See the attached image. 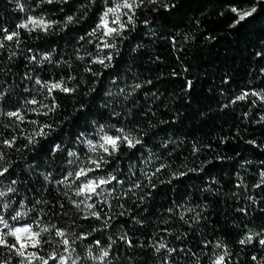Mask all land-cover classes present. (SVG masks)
Returning <instances> with one entry per match:
<instances>
[{"label": "trees", "instance_id": "obj_1", "mask_svg": "<svg viewBox=\"0 0 264 264\" xmlns=\"http://www.w3.org/2000/svg\"><path fill=\"white\" fill-rule=\"evenodd\" d=\"M233 6L257 12L233 27ZM108 7L114 0H0V141L15 140L0 143L9 168L0 176V216L42 241L25 256L0 246V264H42L27 258L32 252L48 264L61 255L67 264H215L220 256L223 264H264V0H143L134 26L103 48L112 39L89 34ZM29 17L55 23L47 32L19 27ZM12 32L18 37L3 39ZM109 54L110 67L92 63ZM60 80L75 91L43 86ZM33 98L40 103H26ZM53 103L54 111L41 106ZM43 124L51 125L47 137L29 144ZM101 126L142 143L111 156L92 152L87 142L98 143ZM100 156L107 163L89 176L121 183L86 201L75 195L85 178L59 183Z\"/></svg>", "mask_w": 264, "mask_h": 264}, {"label": "snow or ice", "instance_id": "obj_2", "mask_svg": "<svg viewBox=\"0 0 264 264\" xmlns=\"http://www.w3.org/2000/svg\"><path fill=\"white\" fill-rule=\"evenodd\" d=\"M49 3L53 2V0H48ZM149 3H156L157 0H148ZM261 2V0H257V3ZM143 3V0H114V7H108L100 17V23L97 24L96 29L93 30L89 35L95 36L96 32L98 30H103L102 35L109 37L112 39V43H109L107 40L103 42V48H115V37L120 36L123 33V30L126 28V25L131 24L134 26L135 21L133 20V15H134V10L135 8H138L141 6ZM127 9L128 11L123 12L122 10ZM230 11L235 14L236 20L234 24L232 25L235 27L237 24H240L242 21H245L247 18L253 16L254 13L257 12V8L255 6H252L250 8H237V7H231ZM121 13L127 17L126 20L121 19ZM112 16V20L109 21V16ZM74 18L72 16H68L66 18V23L70 24L73 23ZM52 23L55 22H48L44 20L43 18H35V17H29L28 20L19 25V27L27 29L28 31H33V30H41L47 32L48 28L51 27ZM29 25L32 27L30 28ZM19 35L18 32H12L10 34H6L3 39L11 41L14 38H17ZM3 41L0 40V47H3ZM99 48L100 45H97ZM34 59V58H33ZM45 60L49 59L48 56L44 57ZM113 57L111 54L107 56H98L97 58H94L92 60V63H99L105 68H108L111 66V61ZM88 71H91V69H87ZM70 79H74V77H70ZM37 84H40L41 81L37 80ZM43 86L48 89L49 94H51L53 91H61L64 93H70L75 91L74 88H69L64 80H60L57 82H52V83H44ZM136 88H139L140 85H136ZM247 95V94H245ZM255 95V93H254ZM55 98L53 97V100ZM238 99H244V96L238 97ZM26 103L30 104H37L40 103L37 101L35 98L32 100L27 101ZM42 107H49L50 110H55L56 105L53 103L50 106H45L41 105ZM35 111V110H34ZM39 114V113H38ZM46 114V113H44ZM8 117H15L19 121H24L25 117L19 112V111H9L6 113ZM32 123H36L33 121ZM51 125L49 124H43L38 131H36L32 136L28 138L29 144L35 143V137L38 136H43L47 137L49 134L45 129H50ZM117 134L116 135H109L108 133L104 132L103 126L98 130V136H99V141L98 143H93L91 140H89L88 146L89 150L92 152H96L98 149L101 150L104 154L111 156L114 155L115 153L119 152L121 145L131 149L135 148L137 145L142 143V138H139L135 135H133L131 132H125L123 128L117 129L116 130ZM0 143H3L7 147H12L15 143V140H4L0 141ZM252 143V142H250ZM56 150H59L60 146L56 145L55 146ZM70 156H75L76 153L69 152ZM4 161V154L0 152V176L5 175L8 171L9 168L5 167L3 165ZM89 165H95V167H80L75 173L69 172L65 179L63 181H60L59 183H66L68 180V177H72L73 175L75 176L76 179H81L82 177L85 178L81 180V183L76 187L75 189V195L77 196H84L85 201L89 200L92 198V196H99L103 191L106 190V186L109 184H112L114 181L116 183H121L120 181L117 180V177L114 175H107L105 176H95V177H90V173H94L97 170L100 169L101 164L107 163V161L104 159L103 156H100L98 159H90L88 161ZM160 168H157L156 171H160ZM152 175H155V172L152 173ZM183 175V173H181ZM149 182H151V176L146 177ZM173 178H178L177 176L174 175ZM47 179V177H46ZM75 181H73L74 183ZM134 187L138 188L140 187L139 184L134 185ZM131 190V189H130ZM8 192L14 191V189L9 188L7 190ZM7 193L4 191H0V197L5 196ZM75 206L77 208L80 207L79 203H76L73 201ZM85 206L88 209H92L95 207L94 204H85ZM8 205L4 204V208H7ZM21 213L17 212L14 216L11 217V219L15 220L17 219L18 216H20ZM91 215L95 217L96 219H100V214L98 212H91ZM105 225H107V221L104 222ZM0 225H3V228H0V246L7 247L9 249L15 250L16 254L20 256H25V250L28 247L32 248H39L42 241L39 239L40 237V232L36 231L34 232L30 227H23V228H11L8 222L4 219L3 216H0ZM3 229H8L7 232H5ZM42 231H48L47 228L42 229ZM56 235L61 237V243L65 245V251H74V249H70V241L65 238V232L63 230L57 229ZM11 236L14 238V242L9 244L7 237ZM81 239H84L83 235L80 237ZM246 240L248 242L252 241V236L246 237ZM97 244L99 241L96 242ZM241 244L245 243V240L240 241ZM261 245H264V239H261L259 241ZM19 245V247L17 246ZM166 245L161 244L160 248H165ZM157 251H159V248H157ZM169 251H173L172 249H169ZM91 255V253H89ZM109 255L107 250L102 251L101 256L99 259L102 261L104 257H107ZM37 258L42 261V264H48V261L44 259V257H39L36 252L29 253L27 258L30 260L31 258ZM52 259H56L55 255H51ZM67 259L68 257L61 255L60 256V264H67ZM93 259H96V257H93ZM255 259V257H253ZM224 261V256H220L216 261L215 264H223ZM73 264H75V261H73Z\"/></svg>", "mask_w": 264, "mask_h": 264}, {"label": "rangeland", "instance_id": "obj_3", "mask_svg": "<svg viewBox=\"0 0 264 264\" xmlns=\"http://www.w3.org/2000/svg\"><path fill=\"white\" fill-rule=\"evenodd\" d=\"M23 227H30V226L27 224H20V225L15 226L14 228H23Z\"/></svg>", "mask_w": 264, "mask_h": 264}]
</instances>
